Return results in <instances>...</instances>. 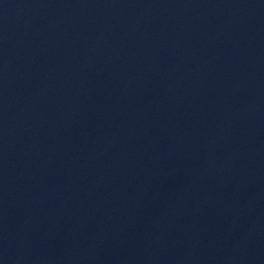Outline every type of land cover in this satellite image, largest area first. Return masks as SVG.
<instances>
[{"label":"water","instance_id":"1","mask_svg":"<svg viewBox=\"0 0 264 264\" xmlns=\"http://www.w3.org/2000/svg\"><path fill=\"white\" fill-rule=\"evenodd\" d=\"M0 264H264V0H0Z\"/></svg>","mask_w":264,"mask_h":264}]
</instances>
